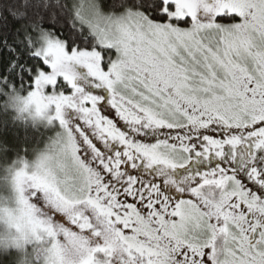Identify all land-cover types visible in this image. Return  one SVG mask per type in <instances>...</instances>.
I'll return each mask as SVG.
<instances>
[{"label":"snow or ice","instance_id":"6c2138e0","mask_svg":"<svg viewBox=\"0 0 264 264\" xmlns=\"http://www.w3.org/2000/svg\"><path fill=\"white\" fill-rule=\"evenodd\" d=\"M90 11L0 0V94L62 129L17 174L21 225L50 264H264V0Z\"/></svg>","mask_w":264,"mask_h":264},{"label":"clouds","instance_id":"9594fccd","mask_svg":"<svg viewBox=\"0 0 264 264\" xmlns=\"http://www.w3.org/2000/svg\"><path fill=\"white\" fill-rule=\"evenodd\" d=\"M15 95H18L21 100L26 99L18 93ZM7 100H9L8 96H6ZM9 107L11 108L12 105ZM19 107H23V104ZM23 113L35 115L34 111L29 109L19 111L13 119L24 123ZM6 149V145L0 148V150ZM47 153L48 151L44 149L31 163L26 157L19 156L14 157L10 163L0 164V255L14 253L13 264H50V253L46 243L32 236L20 223V205L16 186L18 172L35 170L41 157Z\"/></svg>","mask_w":264,"mask_h":264},{"label":"trees","instance_id":"16d2710c","mask_svg":"<svg viewBox=\"0 0 264 264\" xmlns=\"http://www.w3.org/2000/svg\"><path fill=\"white\" fill-rule=\"evenodd\" d=\"M94 1L96 3L101 2V0ZM68 2L74 8L77 0H68ZM77 23L83 31L89 32L83 24L79 21ZM14 88L16 93L25 96L34 88V84L30 86L28 81L21 84L17 80ZM12 90V87H10L9 91ZM5 101L6 95L0 94V148L5 145L7 146L6 150H0V164L10 163L14 157L19 156H24L31 162L36 157L35 155L42 150L44 142L47 143L50 139V143L51 139L55 138L61 130L54 125L46 126L42 123L32 121L24 113V123L19 122V120H14V116L20 111L19 107L13 105L10 100ZM9 105H12V107L10 108ZM60 222L66 223L63 218H60Z\"/></svg>","mask_w":264,"mask_h":264},{"label":"rangeland","instance_id":"374dc122","mask_svg":"<svg viewBox=\"0 0 264 264\" xmlns=\"http://www.w3.org/2000/svg\"><path fill=\"white\" fill-rule=\"evenodd\" d=\"M93 3H96V2L94 0H77L76 5L74 7L75 10L79 9L81 11L82 15L84 16L85 22H83L82 24L88 29L89 32H91V29L89 28V23H88V21L91 19L90 5L93 4ZM218 21L222 22V23H227L228 22L227 20H225L223 18H219ZM235 22H239V18L238 17H237V20ZM32 90H34V88H32L30 91H32ZM45 91H46V94H50V90L49 89H46ZM28 93L25 95V97H27ZM65 94H70V90L68 92L66 91ZM24 114L28 117V119H30L32 121H35V122H38V123H42V124H44L46 126L54 125V126H56V127H58L60 129L58 121H55L54 123H49L48 120L45 119L44 117H36L34 114L33 115H29L28 113H24ZM60 130L62 131V129H60ZM73 132H74V135H76L78 143H79V134L75 133L74 129H73ZM53 139H55V138H53ZM53 139H51L50 143H49L50 139L48 140L47 143L44 142L43 148H42V150L40 152H42L44 149H46L47 151H50V150L54 151L55 146L52 143ZM78 155L82 156V153H78ZM82 158H83V156H82ZM32 161H34V160H32Z\"/></svg>","mask_w":264,"mask_h":264},{"label":"flooded vegetation","instance_id":"af4514ba","mask_svg":"<svg viewBox=\"0 0 264 264\" xmlns=\"http://www.w3.org/2000/svg\"><path fill=\"white\" fill-rule=\"evenodd\" d=\"M219 19V18H218Z\"/></svg>","mask_w":264,"mask_h":264}]
</instances>
